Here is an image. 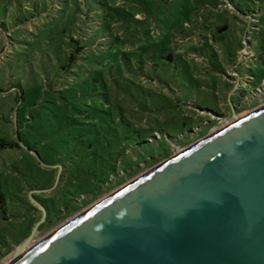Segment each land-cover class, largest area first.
<instances>
[{"label": "rangeland", "instance_id": "obj_1", "mask_svg": "<svg viewBox=\"0 0 264 264\" xmlns=\"http://www.w3.org/2000/svg\"><path fill=\"white\" fill-rule=\"evenodd\" d=\"M215 1L0 0V262L35 227L32 238L264 101V25ZM211 15L229 21L197 31ZM83 34L129 51L167 37L179 58L124 68L137 90L111 73L91 90L100 44L75 51Z\"/></svg>", "mask_w": 264, "mask_h": 264}, {"label": "water", "instance_id": "obj_2", "mask_svg": "<svg viewBox=\"0 0 264 264\" xmlns=\"http://www.w3.org/2000/svg\"><path fill=\"white\" fill-rule=\"evenodd\" d=\"M36 228L0 264H264V101Z\"/></svg>", "mask_w": 264, "mask_h": 264}, {"label": "trees", "instance_id": "obj_3", "mask_svg": "<svg viewBox=\"0 0 264 264\" xmlns=\"http://www.w3.org/2000/svg\"><path fill=\"white\" fill-rule=\"evenodd\" d=\"M230 2L234 5V7L236 8L237 11L245 14L246 16L250 15L252 22H254L255 25L258 28H253L255 31L256 30H260L261 26L264 25V0H244L241 2V0H230ZM218 3V0L214 2V7H216ZM213 17L215 19H217L218 21H220L219 24H221V22H225L228 23L229 19H226L225 17L219 16V15H211L209 17V19H207V22H204L203 25H199V27H197V29L199 28V30L197 31H206V29L210 28V23L213 20ZM219 26L212 28V37L215 39V37L217 36L215 32H218ZM220 32V31H219ZM226 31L222 30L219 35H223ZM205 37H207L206 34H203ZM83 36V40L85 39L84 34ZM99 41L93 40L90 36H88L85 45H81L80 44V40L77 41V45L76 48L74 49L75 51H79L83 48L88 47L92 45L93 42H97L98 44H102V42H109L108 48L106 50L105 47H101L100 45H97V47H95V49H91L90 52L93 55L92 57H90V55L88 56L87 54H84L83 57L86 58L87 56L92 59L94 62L98 63L96 65L97 68L93 69L92 72H89L87 74V84L89 85V87L92 89L97 88V87H102L107 85V80H109V74H112V78H111V82H113L114 80H118L120 78V80H122L123 82L125 81V83L127 84H135L136 86V90L137 88L140 86L139 84H137L133 79H129L128 77H126V75L124 74V68H126L127 70H137V69H145V65L146 63H151V64H158L157 61H161L163 62V64L169 66V67H173L176 66L177 64V60L179 58V55H177V53L175 52V57H172L171 60H169L166 56H167V51L171 50L172 47L170 46V40L169 38H163L161 40L158 41H152L150 43H145V44H141L140 46H138L135 50L133 51H129V50H123L118 48L117 46H114V48H112L113 44L110 43L111 41L109 40H105V39H99ZM99 50H101L99 52ZM85 52V50H83ZM121 54V56H120ZM68 59L70 60V62H77L78 57L74 54V52H71L70 55L68 56ZM96 77L97 81L95 82L92 78ZM113 84V83H112ZM114 85V84H113ZM169 135V134H168ZM153 137H156V134H154L153 136H149L150 139H152ZM120 171H124V172H131L132 170H128L126 168H121L118 173ZM109 181L110 178H112L111 176H107ZM107 179V180H108ZM105 180V181H107ZM97 193V192H96Z\"/></svg>", "mask_w": 264, "mask_h": 264}]
</instances>
